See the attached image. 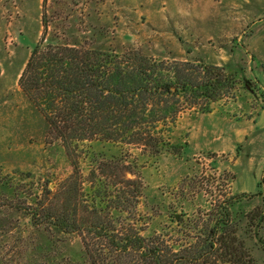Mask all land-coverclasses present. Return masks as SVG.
<instances>
[{
	"label": "rangeland",
	"instance_id": "rangeland-1",
	"mask_svg": "<svg viewBox=\"0 0 264 264\" xmlns=\"http://www.w3.org/2000/svg\"><path fill=\"white\" fill-rule=\"evenodd\" d=\"M211 12L220 26L206 25ZM38 43L134 48L158 60L221 67L227 87L213 101L188 97L196 106H185L162 128L159 153L97 138L78 143L82 197L97 206L105 204L97 189L105 190L100 197H133L130 185L111 182L138 179L137 203L111 209L113 217H141L143 236L160 235L174 248L191 241L186 226H211L226 205L232 226L264 264V224L247 217L260 215L264 197V166L252 154L259 128L264 137V120L261 127L253 123L259 114L264 118V0H0V178L13 185L5 192L0 187V202L22 190L33 194L23 196L30 203L72 172L61 142L48 134L41 112L18 85ZM211 110L213 117L195 126L211 129L212 141L219 129L232 134L214 149L186 150L188 119ZM92 172L100 181L90 186ZM0 215V227L9 228L0 234V264H89L77 233L51 235L7 205Z\"/></svg>",
	"mask_w": 264,
	"mask_h": 264
},
{
	"label": "trees",
	"instance_id": "trees-1",
	"mask_svg": "<svg viewBox=\"0 0 264 264\" xmlns=\"http://www.w3.org/2000/svg\"><path fill=\"white\" fill-rule=\"evenodd\" d=\"M221 69L158 60L134 48L116 51L36 44L18 85L41 112L48 134L61 142L72 172L53 191H41L30 203L23 196L32 193L13 190V197H1L0 206L25 214L31 226L51 235L77 233L89 264H258L232 226L226 205L211 226L204 221L200 230V222L186 226L184 235L191 241L174 248L160 235L143 236L137 227L141 217H113L111 209L121 212L137 203L138 179L111 182L130 185L133 197H100L105 190L97 189L95 196L103 206L82 197L78 143L97 138L159 153L165 144L162 128L173 124L185 106H196L188 97L213 101L227 87ZM92 174L90 186L100 181L99 174ZM0 187L5 192L13 185L0 178ZM247 217L264 224V197L260 215ZM1 229L0 234L9 230ZM192 229L196 231L191 233Z\"/></svg>",
	"mask_w": 264,
	"mask_h": 264
},
{
	"label": "crops",
	"instance_id": "crops-1",
	"mask_svg": "<svg viewBox=\"0 0 264 264\" xmlns=\"http://www.w3.org/2000/svg\"><path fill=\"white\" fill-rule=\"evenodd\" d=\"M213 1V0H212ZM217 3H220V0H214ZM217 9V8H216ZM210 13V12H209ZM206 25L210 27L214 26H220V21L218 16H216L213 12H211V15L206 21ZM218 29V28H217ZM264 110V109H263ZM214 110H211L210 112L207 113H202L201 115L198 116V112H194L192 116L188 119L190 120L189 123V128H188V136H187V142H186V150L191 149L192 151L195 150V148H203L207 147L210 149H214L212 147H216V145H221L222 141L224 140L223 138L227 137V133L229 132L232 134V130L228 128V131H224L219 129L218 136L214 137V141L210 140L211 137V129H207L206 127L202 126H195L196 122H202L206 118H212L213 117ZM264 118L259 114L258 117L256 118V121L253 123L260 126L263 124ZM224 122L226 123V120L224 119ZM261 133V129L259 128L258 130ZM236 134H238V131H235ZM248 131H243L244 135ZM260 133L258 135L252 137V141L255 143L254 150L252 154L254 155V158L257 160V162L260 164V166H264V137H261ZM249 134V133H248ZM255 138H257L255 140ZM259 143L260 146H256V143ZM253 144V143H252ZM261 170V168L259 169ZM258 170V171H259Z\"/></svg>",
	"mask_w": 264,
	"mask_h": 264
}]
</instances>
